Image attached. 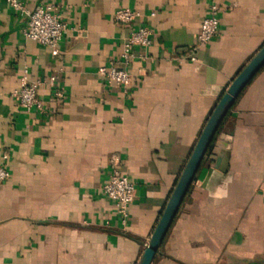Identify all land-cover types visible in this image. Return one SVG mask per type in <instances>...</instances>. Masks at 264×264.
<instances>
[{"label":"crops","instance_id":"obj_1","mask_svg":"<svg viewBox=\"0 0 264 264\" xmlns=\"http://www.w3.org/2000/svg\"><path fill=\"white\" fill-rule=\"evenodd\" d=\"M55 3L59 54L27 38L0 0V264H137L219 98L264 45V0H20ZM219 33L198 53L209 7ZM139 12L131 23L115 11ZM152 30L126 64L123 45ZM125 67L128 86L98 69ZM56 76L26 111L14 92ZM60 92L61 96H57ZM135 183L127 224L102 188L112 159ZM152 264H264V66L224 118Z\"/></svg>","mask_w":264,"mask_h":264},{"label":"built area","instance_id":"obj_2","mask_svg":"<svg viewBox=\"0 0 264 264\" xmlns=\"http://www.w3.org/2000/svg\"><path fill=\"white\" fill-rule=\"evenodd\" d=\"M9 6L26 18L27 25L23 30L24 35L43 45L49 46L53 56L59 54V44L68 32V25L55 3L40 4L34 9L25 6L20 0H6ZM219 8L216 4L209 7L208 15L202 21L197 42L189 48L185 58L191 62L198 61V53L201 47L210 42L220 29L218 18ZM139 12L129 7H120L115 11L114 18L121 23L134 22L139 17ZM152 43V30L148 26H139L134 29L126 38L123 45V58L128 64L135 57L136 46L148 47ZM101 75L109 84L117 86H128L132 82V76L125 67L101 66L98 69ZM56 76L52 75L47 80L29 79L27 71L21 78V85L14 92L19 105L26 111H45V102L39 97V90L44 84L54 86ZM61 96L60 92H56ZM8 155H3V163L0 164V184L9 176L6 165ZM136 185L120 169V159H112L111 168L107 182L103 185L104 194L115 202L117 212L122 222L127 224L129 209L135 198Z\"/></svg>","mask_w":264,"mask_h":264},{"label":"water","instance_id":"obj_3","mask_svg":"<svg viewBox=\"0 0 264 264\" xmlns=\"http://www.w3.org/2000/svg\"><path fill=\"white\" fill-rule=\"evenodd\" d=\"M264 66V45L228 85L211 112L137 264H152L217 132L245 87Z\"/></svg>","mask_w":264,"mask_h":264}]
</instances>
